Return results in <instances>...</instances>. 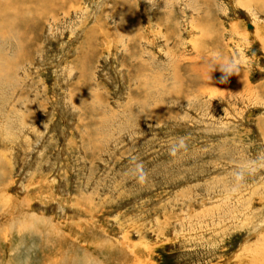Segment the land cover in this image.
Returning <instances> with one entry per match:
<instances>
[{"label": "rangeland", "instance_id": "obj_1", "mask_svg": "<svg viewBox=\"0 0 264 264\" xmlns=\"http://www.w3.org/2000/svg\"><path fill=\"white\" fill-rule=\"evenodd\" d=\"M263 7L0 0V264H264Z\"/></svg>", "mask_w": 264, "mask_h": 264}, {"label": "clouds", "instance_id": "obj_2", "mask_svg": "<svg viewBox=\"0 0 264 264\" xmlns=\"http://www.w3.org/2000/svg\"><path fill=\"white\" fill-rule=\"evenodd\" d=\"M147 2L151 5V4L153 3V0H147ZM243 178H244V177H239V176H238V177H237L238 182H239V181H242ZM143 180H144V177L141 176V177H140V181L143 182Z\"/></svg>", "mask_w": 264, "mask_h": 264}, {"label": "water", "instance_id": "obj_3", "mask_svg": "<svg viewBox=\"0 0 264 264\" xmlns=\"http://www.w3.org/2000/svg\"><path fill=\"white\" fill-rule=\"evenodd\" d=\"M247 28H248V29L251 28V24H250V23L247 24Z\"/></svg>", "mask_w": 264, "mask_h": 264}, {"label": "bare ground", "instance_id": "obj_4", "mask_svg": "<svg viewBox=\"0 0 264 264\" xmlns=\"http://www.w3.org/2000/svg\"><path fill=\"white\" fill-rule=\"evenodd\" d=\"M263 8H264V7H263ZM250 29H251V28H250ZM244 256H246V255H244ZM244 256H243V257H244ZM258 257H259V256H258ZM247 258H248V257H247ZM244 259H245V258H244ZM253 260H254V259H253ZM253 260H252V261H253ZM243 261H245V260H243ZM255 261H256V259H255ZM242 263H244V262H242Z\"/></svg>", "mask_w": 264, "mask_h": 264}]
</instances>
